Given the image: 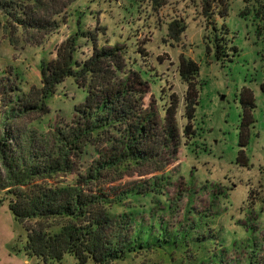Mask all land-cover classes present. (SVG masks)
I'll use <instances>...</instances> for the list:
<instances>
[{
    "label": "rangeland",
    "instance_id": "obj_1",
    "mask_svg": "<svg viewBox=\"0 0 264 264\" xmlns=\"http://www.w3.org/2000/svg\"><path fill=\"white\" fill-rule=\"evenodd\" d=\"M223 1L225 15L217 16L218 3L212 9L220 29L223 24L228 28V46L236 51L230 49L220 59L216 57L215 31L204 16V0H165L160 8L153 0H77L62 15L66 23L42 47L21 40L14 46L0 12V140L13 125L48 150L57 145L56 130L72 121L74 106L85 101L86 90L67 80L50 101L48 114L22 115L20 106L10 103L15 94L10 82L21 83L26 93L40 88L41 61L54 59L58 46L79 23L83 30L98 35L100 47L121 44L127 49L129 67L144 71L150 83L145 104H153L162 119L169 97H176L178 153L166 147L160 152L158 172L126 176L106 188L127 195L112 212L131 223L132 212L137 222L133 232L142 228L143 238L149 233L154 240L163 232L179 245L163 250L152 241L150 249L119 264H264V0ZM175 21L186 26L178 42L169 36V26ZM80 46L78 56L84 60L92 45L84 39ZM181 57L201 68L195 84L199 88L195 133L189 139L184 132L187 85L179 76ZM244 90L255 98L254 123L244 148L246 164L238 161ZM98 155L95 147L89 148L78 170L87 172ZM0 170L3 174L2 167ZM76 178L72 175L67 182L72 184ZM10 199L0 190V264H45L27 255L28 235L16 222ZM184 234L190 238L181 242ZM192 237H202L205 250H199ZM53 264L80 263L68 254Z\"/></svg>",
    "mask_w": 264,
    "mask_h": 264
},
{
    "label": "trees",
    "instance_id": "obj_2",
    "mask_svg": "<svg viewBox=\"0 0 264 264\" xmlns=\"http://www.w3.org/2000/svg\"><path fill=\"white\" fill-rule=\"evenodd\" d=\"M76 1L0 0V12L5 17L4 27L11 36L10 42L15 46L16 41L21 40L26 45L42 47L66 23L62 15ZM153 2L157 8L166 4L165 0ZM216 3L221 8L217 16L225 15L227 4L223 0H204L203 11L215 31L216 57L220 59L236 48L228 46L226 25L220 29L212 9ZM185 31L182 21L169 26V36L175 42ZM84 39L87 45H92V52L80 60V41ZM140 52L144 54L143 50ZM127 56L128 51L121 44L100 47L98 35L83 30L79 23L76 31L58 46L56 57L41 61L40 88L26 93L21 83L7 79L15 93L10 103L19 105L22 115L35 111L48 114L50 101L67 80L87 92L85 101L74 106L72 121L56 130L57 145L53 150L36 143L26 130L13 125L0 140L3 172L0 190L11 196L9 207L16 222L27 232V255L40 258L45 264L61 262L68 254L76 256L80 264H119L150 249L152 241L163 250L179 245L163 232L155 240L149 233L144 239L142 228L132 230L137 223L132 212V223L112 212L115 205L122 204L128 197L125 192H113L106 185L126 176H141L145 171L158 172L160 152L171 146L170 149L178 153L176 147L180 140L176 97H169L170 105L164 109L163 119L153 104L146 106L150 83L144 71L129 67ZM200 70V65L193 60L184 57L179 60V76L187 85L185 116L188 123L184 128L187 139L195 133L193 123L199 100V88L195 84ZM242 103V150L238 161L246 164L244 148L249 143L254 123L255 98L251 91H243ZM91 147H95L99 155L87 172H80L77 167ZM72 175L77 178L69 184L67 179ZM188 238L190 235L184 234L180 241ZM194 242L199 250H205L206 241L202 237Z\"/></svg>",
    "mask_w": 264,
    "mask_h": 264
}]
</instances>
